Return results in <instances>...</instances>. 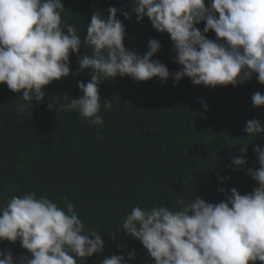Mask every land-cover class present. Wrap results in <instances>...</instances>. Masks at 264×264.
<instances>
[{
	"label": "clouds",
	"instance_id": "obj_1",
	"mask_svg": "<svg viewBox=\"0 0 264 264\" xmlns=\"http://www.w3.org/2000/svg\"><path fill=\"white\" fill-rule=\"evenodd\" d=\"M132 5L131 13L110 6L106 18L93 14L81 38L75 24L62 21V0H0V84L22 93L27 104L17 105V114L43 101L46 86L72 74L73 53L78 72L91 79L78 83L82 96H63L68 102L58 109L61 98L53 97L48 109L76 111L89 125H103L99 88L118 77L137 82L158 77L162 83L172 77L176 86L187 77L194 86L215 88L241 86L255 76L264 85V0H132ZM118 12L128 20L135 14L138 23L147 17L156 31L169 34L181 70L171 73L153 59L162 47L156 39L149 40L143 55L126 48V26ZM201 22L203 30L197 27ZM212 31L215 40L207 36ZM82 47L91 54L80 55ZM251 100L254 107H264V93H253ZM103 101L104 110L113 107V101ZM200 103L207 110L206 102ZM244 132L250 142L241 143V156L231 161L238 169L248 164L247 145L264 137V122L248 120ZM97 138H102L99 130ZM253 151L259 168L246 170L257 184L252 192L242 195L233 187L227 194L220 187L226 199L219 203L196 194L179 200L175 209L134 206L118 228L140 241L155 264H264V147ZM0 241H19L30 254L17 259L10 250H0V264H86L105 248L101 234L85 227L67 197L60 206L35 192L13 196L0 207ZM119 247L123 251L127 245ZM135 256L133 249L102 264H128Z\"/></svg>",
	"mask_w": 264,
	"mask_h": 264
},
{
	"label": "trees",
	"instance_id": "obj_2",
	"mask_svg": "<svg viewBox=\"0 0 264 264\" xmlns=\"http://www.w3.org/2000/svg\"><path fill=\"white\" fill-rule=\"evenodd\" d=\"M62 21L75 24L81 38L93 14L105 18L108 8L131 13L132 0H62ZM210 3V0H206ZM118 18L126 26L125 46L139 55L148 50L151 39L162 47L153 59L165 64L171 73L181 70L169 34L156 31L145 17L142 23ZM201 30L204 22L197 25ZM66 32V30H65ZM216 39L214 31L207 34ZM91 54L81 48L80 55ZM72 74L46 86L41 102L33 101L22 114L17 105L27 104L22 93L0 84V207L13 196L35 192L47 195L60 206L67 197L75 206L86 228L101 234L102 253L86 258V264H102L112 255H125L133 249L128 264H155L142 243L118 226L132 207L168 206L175 209L181 199L196 194L206 202L219 203L236 188L242 195L252 192L256 182L246 174L258 169L256 145L264 147V137L247 145L244 169L232 165L246 143V122H264V107H254L251 96L264 85L255 76L241 86H194L187 77L178 86L172 77L166 83L153 78L137 82L130 77L104 81L99 88L103 125H89L76 111L49 110L67 103L68 95H83L78 83L89 82L87 72H78V56L70 55ZM103 99L113 101L103 109ZM207 104V110L200 101ZM97 130L102 135L97 138ZM219 177H224L223 183ZM114 237V238H113ZM119 245H127L121 251ZM0 250L15 258L30 255L19 241H0ZM259 264V262H258Z\"/></svg>",
	"mask_w": 264,
	"mask_h": 264
}]
</instances>
